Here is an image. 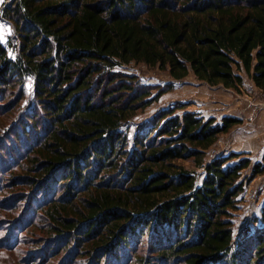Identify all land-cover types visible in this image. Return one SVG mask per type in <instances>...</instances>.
<instances>
[{
    "label": "trees",
    "instance_id": "1",
    "mask_svg": "<svg viewBox=\"0 0 264 264\" xmlns=\"http://www.w3.org/2000/svg\"><path fill=\"white\" fill-rule=\"evenodd\" d=\"M0 21V212L26 221L28 264H264V206L237 244L232 221L264 154L206 159L243 120L177 103L132 132L173 86L116 70L264 92V0H9Z\"/></svg>",
    "mask_w": 264,
    "mask_h": 264
},
{
    "label": "rangeland",
    "instance_id": "2",
    "mask_svg": "<svg viewBox=\"0 0 264 264\" xmlns=\"http://www.w3.org/2000/svg\"><path fill=\"white\" fill-rule=\"evenodd\" d=\"M9 0H0V10L3 8L4 4ZM12 36V28L6 23L0 21V37L4 45L9 50V53L12 58H15V49L12 47L10 39ZM116 70L122 71L128 74H135L140 77L146 85H153L158 88H167L173 86V89L167 91L159 100L153 102L149 107L144 111H141L137 116L132 120V132L135 129V126L143 121L149 120L157 112L162 109L169 108L175 104H183L185 107L184 110L178 111V113L183 114L184 112H197L203 116H210L209 118L215 117L217 122H220L223 117L229 116L225 113L230 114V108L232 103L231 96L236 97V92L233 90L230 93L229 90H225L223 86H210L209 84L199 81L196 76L191 73L188 77L182 80H174L171 78L168 72H164L158 68L150 67L143 63L132 62L127 65L117 66ZM244 76V84L242 89H240V94L244 97L245 95H253L252 92V80L242 72ZM25 88L28 91V94H31L32 90V81L29 80L25 84ZM159 89H154V94H157ZM260 94L264 96V92L260 90ZM254 93V94H253ZM239 94V93H238ZM259 94V93H258ZM257 94V95H258ZM261 96L258 95L256 99ZM257 105L261 104V101L253 99ZM218 108L221 111L219 114H216L213 110ZM203 110V111H202ZM225 111V113H223ZM208 119L207 117H205ZM230 133V132H229ZM227 135L221 136L228 138ZM219 139V140H220ZM229 144V138H228ZM227 144L222 141L221 143L217 142L212 148L207 152V161H211L215 158L226 157L232 153L242 155L241 158H250L253 163H258L262 161L264 150L252 151L251 153L246 152H236L237 148H227ZM7 160V158H4ZM238 159L233 160L231 163L237 162ZM179 164L185 166L190 171H195L197 174V185H200L204 178V168H197L192 161H180ZM0 168V178L3 177ZM251 175V170H245L243 172L242 178L249 177ZM241 203L239 204V210L235 211L232 217L235 228V244L237 241L242 239L245 235V231L258 228L260 226L259 220L262 215V208L264 206V175L257 177L252 182H250L245 193L241 196ZM3 213L0 212V264H28L26 262V255L32 248L31 245L26 244V221L21 220L16 223L7 220L4 222ZM6 220V219H5ZM146 256V255H145ZM144 256V257H145ZM129 258H125L124 261H121V264H126ZM62 258H56L48 264H71V260L63 261ZM62 262V263H61ZM153 263V261H151ZM76 264H80L77 261ZM82 264H86V261H83ZM130 264H137L130 263ZM139 264V263H138ZM169 264V263H164Z\"/></svg>",
    "mask_w": 264,
    "mask_h": 264
},
{
    "label": "crops",
    "instance_id": "3",
    "mask_svg": "<svg viewBox=\"0 0 264 264\" xmlns=\"http://www.w3.org/2000/svg\"><path fill=\"white\" fill-rule=\"evenodd\" d=\"M251 86L253 89L252 92L254 91L255 93H253V99L261 101L260 105H257L256 102L253 101L252 95H245L243 97L242 94H240L241 90H235L236 97L233 95L231 96L232 103L229 110L230 114L223 111V113H225L224 116L229 115L243 120L242 124L233 128L229 133V144L228 138H224V135V137L218 141L219 143L224 141V143L227 144V148H237L236 152L238 153H251L253 150L257 151L259 149L264 150V96L260 94V90L254 84ZM225 90H229L230 93H232L234 89L225 88ZM257 94L261 96V99H256L258 96ZM213 111L219 114L221 110L216 107ZM203 116L207 118L210 117L206 116V114H203Z\"/></svg>",
    "mask_w": 264,
    "mask_h": 264
}]
</instances>
